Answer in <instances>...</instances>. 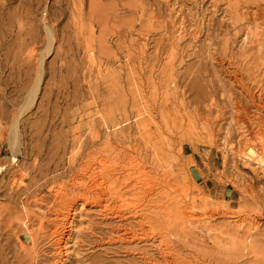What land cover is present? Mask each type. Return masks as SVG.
I'll return each instance as SVG.
<instances>
[{
    "label": "rangeland",
    "instance_id": "374dc122",
    "mask_svg": "<svg viewBox=\"0 0 264 264\" xmlns=\"http://www.w3.org/2000/svg\"><path fill=\"white\" fill-rule=\"evenodd\" d=\"M253 2L264 26V0H83L61 22L64 45L45 57L23 118L34 132L14 160L0 138V264H264V171L240 156L264 152ZM141 108L155 123L147 143ZM79 202L83 226L65 251Z\"/></svg>",
    "mask_w": 264,
    "mask_h": 264
},
{
    "label": "bare ground",
    "instance_id": "6f19581e",
    "mask_svg": "<svg viewBox=\"0 0 264 264\" xmlns=\"http://www.w3.org/2000/svg\"><path fill=\"white\" fill-rule=\"evenodd\" d=\"M82 2L83 0H52L51 3L46 0H0V138L8 132L9 139L7 143L12 152V160L15 159L17 152L21 148L24 132L27 130L30 133L34 132V126L29 125V128H27L23 118L32 106L37 91V84L42 77V72L45 71L44 59L55 48L56 53H60L59 51L64 45L63 34L66 28V26H60V24L65 18H70L75 12L80 13L79 7ZM251 4L253 6L249 5L247 8V14L252 17L251 25H247V32L251 36L256 37L263 35L264 26L256 20L261 14L259 4L255 2ZM77 25L80 29L84 27L80 22ZM88 30L89 37H91L92 32H90L89 28ZM56 43L57 45L55 46ZM96 54L97 51L92 40L88 39L86 58L92 63L96 62ZM32 73L36 76L34 82L36 86L33 88L28 85L33 82L30 77ZM171 104L176 107L174 101ZM124 113H127V110H124ZM109 116L106 117L101 114L102 123L107 125V123L111 122L113 127L117 126L118 124L113 114ZM134 124L136 131L141 134L142 140L147 143L146 137L149 136L150 129L155 124L149 110L141 108L136 114ZM164 134H160L159 137V139L163 137L162 147L168 143V139H165ZM75 142L80 146V137H77ZM154 146L152 147L155 151V156H158L160 148L157 149ZM229 151L233 153L231 146ZM240 156L253 161L257 168L259 167L264 171L263 151H255L249 147ZM101 166H105V163H101ZM94 173L90 174L88 178L98 190L97 193L100 198L103 192L107 190L104 189L105 187L102 188L104 182L102 177L104 176H102L101 172ZM21 182L22 179L20 182L18 180L14 181V186H18ZM108 189L113 192L111 187ZM144 191L142 189L141 193ZM121 201L124 200L121 199ZM195 204H197L196 199L192 198L189 202L190 208L196 207ZM126 205L122 204L119 207ZM104 208L106 211L111 209V207L106 206ZM83 210V203L79 202L69 219H66V223L70 227V233L62 241L65 251H68L73 245L76 232L83 226L80 214ZM21 225L24 229H29L26 221H23ZM40 229L42 228L40 227ZM157 247L159 246L157 245ZM163 256L166 264H168L166 255L164 254ZM68 260V257H65L60 261V264H69Z\"/></svg>",
    "mask_w": 264,
    "mask_h": 264
}]
</instances>
